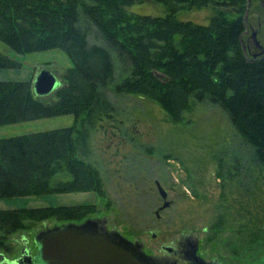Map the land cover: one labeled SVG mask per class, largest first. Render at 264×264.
I'll use <instances>...</instances> for the list:
<instances>
[{"label": "trees", "instance_id": "trees-1", "mask_svg": "<svg viewBox=\"0 0 264 264\" xmlns=\"http://www.w3.org/2000/svg\"><path fill=\"white\" fill-rule=\"evenodd\" d=\"M145 1L162 5L166 15L129 11ZM210 7L208 26L177 17ZM247 24L264 47V0H0L1 43L21 57L61 49L73 62L54 101L38 97L32 81L0 82V128L75 118L70 128L0 140V200L100 193V172L85 159L91 136L115 121L113 97L132 91L162 105L176 123L193 103L221 106L264 168V60H254ZM91 29L98 35L93 44ZM23 67L0 52V70ZM65 174L70 179L55 182ZM78 210H0V239L52 211L73 218Z\"/></svg>", "mask_w": 264, "mask_h": 264}, {"label": "rangeland", "instance_id": "rangeland-1", "mask_svg": "<svg viewBox=\"0 0 264 264\" xmlns=\"http://www.w3.org/2000/svg\"><path fill=\"white\" fill-rule=\"evenodd\" d=\"M129 11L154 17L166 15L162 5L151 1ZM213 15L210 7L180 12L177 17L182 22L208 26ZM252 31L251 26L248 33ZM97 36L91 29L92 44ZM0 52L24 65L22 70L5 75L14 81L35 79L47 70L58 77L61 89L66 71L73 68L61 49L21 57L0 42ZM123 78L118 77L116 84ZM42 100L54 101L56 97L51 94ZM113 100L117 108L115 121L98 125L85 156L100 172L102 191L30 197L36 203L0 200V210L79 208L73 218L60 212L61 218L52 211L49 218L26 221V229L0 239V254L14 260L25 241L35 250L36 236L48 229L98 220L105 222L109 232L144 244V251L153 255L161 254V246L168 240L193 236L199 244L198 255L205 262L264 264V168L257 167L252 150L224 108L193 103L183 121L176 123L162 105L133 91L114 96ZM74 123L75 118L67 115L1 127L0 140L70 128ZM59 179L70 177L58 175L55 182ZM156 182L167 193L170 206L166 209H162L165 201Z\"/></svg>", "mask_w": 264, "mask_h": 264}, {"label": "water", "instance_id": "water-1", "mask_svg": "<svg viewBox=\"0 0 264 264\" xmlns=\"http://www.w3.org/2000/svg\"><path fill=\"white\" fill-rule=\"evenodd\" d=\"M255 45L254 60H264V47L253 35ZM245 51V44H244ZM58 77L50 71H42L33 82V89L38 97H47L60 89ZM158 192L165 201L162 209L170 206L167 193L159 182H156ZM105 234L103 237H84L87 234ZM111 233L101 227L100 221L88 220L84 224H70L64 227L48 229L38 234L35 243L38 248L35 257L25 252L15 260L6 259L0 255V264H152L141 251L140 245H135L121 234L115 236L119 241L118 248L109 246ZM198 243L191 260L194 264H207L198 255Z\"/></svg>", "mask_w": 264, "mask_h": 264}, {"label": "flooded vegetation", "instance_id": "flooded-vegetation-1", "mask_svg": "<svg viewBox=\"0 0 264 264\" xmlns=\"http://www.w3.org/2000/svg\"><path fill=\"white\" fill-rule=\"evenodd\" d=\"M256 16H259V14ZM257 19L259 20V17ZM261 25H262L261 20H259L257 28H260ZM249 27H251V26H248V24H247V28H249ZM252 32H253V35L256 34V37H257L258 32H256V31H252ZM253 35H252V38H253ZM104 224H105V222H100L101 227H104ZM64 226H66V225H62L60 227H64ZM55 228H57V227H55ZM110 233L111 234L108 236L111 238L110 243L108 242L109 246H112L113 248H118L119 241L117 240V238L114 234V233H116L118 235V233L117 232H110ZM104 235L105 234H103V233L87 234L84 237H88V236H90V237H95V236L103 237ZM124 238L127 239L126 237H124ZM154 238H155V236H154ZM127 240H129V239H127ZM129 241H131V240H129ZM131 242L134 243L135 245L141 246V251L150 259L152 264H194V262L191 260V257L194 255V249H195L197 240L195 238H193V236H191V237L183 236L182 238L177 239V240L166 241L161 246V254H159V255H153V254L145 252L144 251V244H142L138 241H136V242L131 241ZM26 245H28L27 241L24 242L25 247L23 248L20 256L17 257L16 259L20 258L22 256V254L25 252H27L28 256H30V257L36 256L37 251H38L36 243L34 244L35 250L28 248ZM198 253H199V244H198ZM0 255L4 256L3 254H0ZM4 257L6 258V256H4ZM206 263L207 264H215V263H209L207 261H206Z\"/></svg>", "mask_w": 264, "mask_h": 264}, {"label": "crops", "instance_id": "crops-1", "mask_svg": "<svg viewBox=\"0 0 264 264\" xmlns=\"http://www.w3.org/2000/svg\"><path fill=\"white\" fill-rule=\"evenodd\" d=\"M23 69V68H22ZM22 69H19V70H0V82H29V81H32L34 82L35 79H33V77H31L30 80L28 81H14V80H11V79H8L5 77V75H9L10 73H13L15 71H20ZM16 80V79H15ZM30 123V122H29ZM23 201H29V203H36L35 198H29V199H22ZM6 201H10V200H6ZM2 202H0L1 204ZM60 204V203H59ZM61 204H65V203H61Z\"/></svg>", "mask_w": 264, "mask_h": 264}]
</instances>
